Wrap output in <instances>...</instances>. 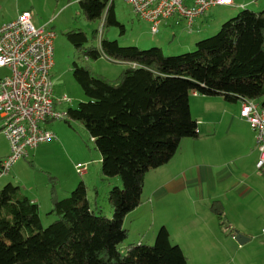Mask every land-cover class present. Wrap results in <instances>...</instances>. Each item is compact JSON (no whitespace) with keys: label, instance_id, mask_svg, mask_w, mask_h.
Returning a JSON list of instances; mask_svg holds the SVG:
<instances>
[{"label":"trees","instance_id":"16d2710c","mask_svg":"<svg viewBox=\"0 0 264 264\" xmlns=\"http://www.w3.org/2000/svg\"><path fill=\"white\" fill-rule=\"evenodd\" d=\"M78 5L89 21L125 30L115 0H79ZM66 36L88 59L128 64L118 81H110L74 63V77L87 101L67 111L100 151L103 176L121 179V186L109 192L113 216L97 199L89 200L81 183L69 197L53 199L49 214L56 220L44 227L38 203L8 183L0 190V264H188L166 227L153 245L132 243L121 249L128 237L125 218L142 203L146 175L169 163L183 139L199 137L191 111L194 94L264 106V10L241 11L215 35L199 40L194 51L178 55L104 37L99 47L86 48L90 39L84 31Z\"/></svg>","mask_w":264,"mask_h":264},{"label":"rangeland","instance_id":"374dc122","mask_svg":"<svg viewBox=\"0 0 264 264\" xmlns=\"http://www.w3.org/2000/svg\"><path fill=\"white\" fill-rule=\"evenodd\" d=\"M78 2L79 0H32V5L29 8L33 13L34 24L37 27L47 26L56 35L54 39L55 66L52 71L55 92L58 98L67 96L72 100L58 106V109L63 112L76 108L80 102L87 101L83 88L74 77V63L88 68L93 75L110 81H118L128 67V64L124 62H115L106 57L98 60L86 58L68 40L66 36L68 32L84 31L90 39L86 48L99 47L100 41L104 37L109 40H117L122 46H137L146 50L160 47L166 55L170 56L194 51L199 40L215 35L223 23L245 9L255 12L264 10V0H232L233 6L215 7L207 13L206 18L200 22L198 20L200 25H206L207 20L210 24L202 33L197 32L196 26L192 30L187 26L184 27L185 23L182 25L184 28L179 26L172 28L164 24L160 27L159 32L154 34L150 24L138 18L132 6L125 0H115L117 19L124 26V31L119 26L104 28V23L101 21H89L80 10ZM96 31L97 38L93 39ZM9 74L10 70L8 69L0 70L2 78ZM194 98L196 97H191L192 100ZM1 126L2 121L0 120ZM43 126L56 134L58 140L40 145L30 153L29 157L19 160L9 173L0 179V190L8 183L21 187L25 195L38 203L43 226L47 227L56 220L54 215L49 214L53 209V199L60 200L69 197L81 183H84L88 190L89 200L95 203L97 199L106 215L112 218L113 208L109 201V192L114 186H121V179L119 177L107 179L103 176L102 155L84 125L68 116L65 120H54L43 124ZM224 148L226 154H231L232 158L236 150H245L240 145L236 146L234 142L229 141H225ZM10 155V143L0 131V159H5ZM78 164L86 169L85 173L81 174L77 171ZM246 166H248L249 177H246V173H243L242 170ZM235 167L240 170H236ZM233 168L241 185H250L252 188H256L257 192L264 194V167H253L250 160L246 158L238 159ZM229 200L232 207V209L229 207L230 217L236 220L243 230H246L245 226H242L243 220L250 222L251 225L258 223L255 221L257 215L255 211H261L264 215L261 198L258 199L253 194L240 199L230 195ZM214 208L220 209V211L214 210L218 220L221 215L223 216L222 230H228L230 233L231 231L237 232V228L230 229L228 218L221 212L224 211L221 204L217 203ZM219 223H221L220 220ZM130 224L129 219L124 225L126 229H131L121 246V249L125 251L128 245L137 243L139 240L137 238L140 237L137 235L143 229L141 223L136 222L132 228ZM145 225L152 226L151 220L145 221ZM159 229L156 231V235ZM151 236L153 237L151 233H148L145 236L142 235L141 239L144 240V243L153 245L156 237L152 242ZM172 243L175 244V242ZM236 244V246H240L239 243ZM254 246L257 244L255 243ZM254 246L247 247V250L253 248V252L246 251L245 255L242 253L237 255L236 247H234L230 254L226 255L228 258L224 256V260L220 264H251V261L259 256L254 252L256 251ZM193 262L200 264L199 261Z\"/></svg>","mask_w":264,"mask_h":264},{"label":"crops","instance_id":"0c3cea01","mask_svg":"<svg viewBox=\"0 0 264 264\" xmlns=\"http://www.w3.org/2000/svg\"><path fill=\"white\" fill-rule=\"evenodd\" d=\"M31 5L32 0H0V26L17 19L24 11L32 13L29 9ZM207 15L206 13L199 18V22ZM198 20L194 27L196 26L197 32L202 33L210 24L207 20L206 25H200ZM185 23L184 20L174 18L162 25L184 28L187 26ZM3 69L7 68H0ZM193 96L196 98L191 99V111L198 122L199 137L183 139L178 152L169 163L146 175L142 203L127 215L124 225L129 219L131 228L136 222L141 223L143 229L137 235L140 236L137 243L144 242L141 237L148 233L153 235V242L156 231L166 227L170 232L171 241L184 251L188 264H195L193 261H199L200 264H220L234 247L237 255H245L246 251L253 252V248H246L254 246L255 243L257 246H254V252L259 256L253 259L251 264H264L263 213L255 211V221L258 222L256 225L243 220L242 226L246 228L243 230L239 223L230 217L229 209H232L230 195L240 199L253 194L256 198H261L264 205V194L257 192V189L250 185H241L233 168L238 159L246 158L253 167H258L261 151L257 146L255 132L251 124L241 117L240 101L229 103L221 96ZM225 141L234 142L245 150H236L232 158L231 154H226ZM236 170L240 169L237 167ZM242 170L246 177H249L248 166ZM31 200L36 202L32 198ZM217 203L224 209L223 214L230 222V229L237 228V232L222 230L223 227L213 209ZM147 220H151L152 226L145 225ZM198 222L201 223L198 225ZM129 230L131 231L130 228ZM237 234L249 238L242 248L240 244L236 246Z\"/></svg>","mask_w":264,"mask_h":264},{"label":"built area","instance_id":"2783aa9c","mask_svg":"<svg viewBox=\"0 0 264 264\" xmlns=\"http://www.w3.org/2000/svg\"><path fill=\"white\" fill-rule=\"evenodd\" d=\"M154 34L171 19L184 20L188 28L217 6L232 5V0H125ZM55 33L47 26L37 27L29 11L0 26V68L10 74L0 79L1 132L10 143L11 155L0 160V179L21 159L40 145L58 137L43 124L65 120L67 111L58 106L71 102L58 98L52 71L55 66ZM241 117L252 126L261 151L259 168L264 167V106L255 100L241 101ZM79 173L86 169L78 164ZM264 236V227L262 230Z\"/></svg>","mask_w":264,"mask_h":264},{"label":"water","instance_id":"95a60500","mask_svg":"<svg viewBox=\"0 0 264 264\" xmlns=\"http://www.w3.org/2000/svg\"><path fill=\"white\" fill-rule=\"evenodd\" d=\"M236 241L240 244L243 245L246 241L249 240V238H247L245 235L243 234H237V236L235 237Z\"/></svg>","mask_w":264,"mask_h":264}]
</instances>
